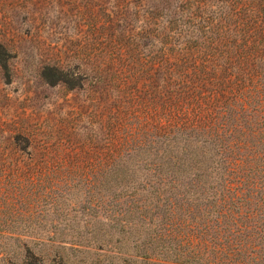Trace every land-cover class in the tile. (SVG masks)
I'll return each mask as SVG.
<instances>
[{
    "label": "rangeland",
    "instance_id": "rangeland-1",
    "mask_svg": "<svg viewBox=\"0 0 264 264\" xmlns=\"http://www.w3.org/2000/svg\"><path fill=\"white\" fill-rule=\"evenodd\" d=\"M160 1L0 0V264H26L29 252L46 264H111L113 244L83 235L72 249L75 229L106 216L99 189L66 184L98 176L117 136L148 126L175 13H221L227 0ZM54 68L71 82L56 84ZM256 180L264 191V174Z\"/></svg>",
    "mask_w": 264,
    "mask_h": 264
},
{
    "label": "trees",
    "instance_id": "trees-1",
    "mask_svg": "<svg viewBox=\"0 0 264 264\" xmlns=\"http://www.w3.org/2000/svg\"><path fill=\"white\" fill-rule=\"evenodd\" d=\"M223 10L175 13L148 126L117 136L98 176L66 184L99 189L106 216L75 229L74 251L87 235L113 244L111 264H264V0H227ZM54 69L56 84L71 82ZM29 254L26 264L49 258Z\"/></svg>",
    "mask_w": 264,
    "mask_h": 264
}]
</instances>
